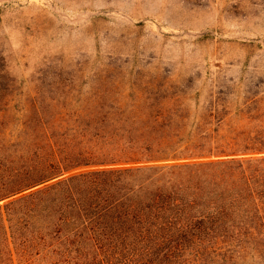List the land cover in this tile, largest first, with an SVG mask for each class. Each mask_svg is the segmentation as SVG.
I'll return each instance as SVG.
<instances>
[{"label":"trees","instance_id":"1","mask_svg":"<svg viewBox=\"0 0 264 264\" xmlns=\"http://www.w3.org/2000/svg\"><path fill=\"white\" fill-rule=\"evenodd\" d=\"M73 108L93 133H43L58 117L40 115L0 172V230L20 259L206 264L264 244V134L218 133L163 102Z\"/></svg>","mask_w":264,"mask_h":264},{"label":"rangeland","instance_id":"2","mask_svg":"<svg viewBox=\"0 0 264 264\" xmlns=\"http://www.w3.org/2000/svg\"><path fill=\"white\" fill-rule=\"evenodd\" d=\"M99 101L163 102L218 133L264 134V0H0V172L37 117L74 139L93 131L73 107ZM15 235L0 230V264H51L20 259ZM166 257L148 264H200ZM225 257L206 264H264V244Z\"/></svg>","mask_w":264,"mask_h":264}]
</instances>
